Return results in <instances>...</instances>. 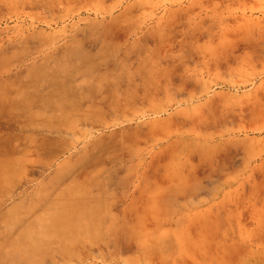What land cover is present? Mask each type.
<instances>
[{
    "label": "rangeland",
    "instance_id": "1",
    "mask_svg": "<svg viewBox=\"0 0 264 264\" xmlns=\"http://www.w3.org/2000/svg\"><path fill=\"white\" fill-rule=\"evenodd\" d=\"M0 264H264V0H0Z\"/></svg>",
    "mask_w": 264,
    "mask_h": 264
}]
</instances>
